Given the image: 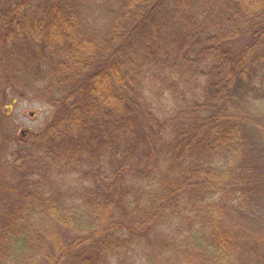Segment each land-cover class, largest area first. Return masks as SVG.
Instances as JSON below:
<instances>
[{"label": "trees", "instance_id": "16d2710c", "mask_svg": "<svg viewBox=\"0 0 264 264\" xmlns=\"http://www.w3.org/2000/svg\"><path fill=\"white\" fill-rule=\"evenodd\" d=\"M0 166V264H264V0H0Z\"/></svg>", "mask_w": 264, "mask_h": 264}, {"label": "rangeland", "instance_id": "374dc122", "mask_svg": "<svg viewBox=\"0 0 264 264\" xmlns=\"http://www.w3.org/2000/svg\"><path fill=\"white\" fill-rule=\"evenodd\" d=\"M2 113L7 115L16 127L15 136H20L21 132L26 135H36L42 132L50 122L53 109L37 96L8 91L2 105ZM0 173H2L0 176H9V171H4L1 166ZM86 184L90 182L86 181Z\"/></svg>", "mask_w": 264, "mask_h": 264}, {"label": "flooded vegetation", "instance_id": "af4514ba", "mask_svg": "<svg viewBox=\"0 0 264 264\" xmlns=\"http://www.w3.org/2000/svg\"><path fill=\"white\" fill-rule=\"evenodd\" d=\"M20 134H21V136H23L25 133L24 132H21Z\"/></svg>", "mask_w": 264, "mask_h": 264}]
</instances>
